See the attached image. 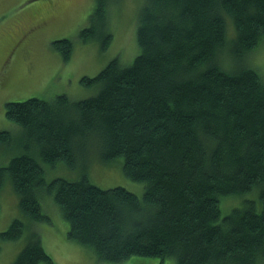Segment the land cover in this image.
Listing matches in <instances>:
<instances>
[{
	"label": "trees",
	"instance_id": "obj_1",
	"mask_svg": "<svg viewBox=\"0 0 264 264\" xmlns=\"http://www.w3.org/2000/svg\"><path fill=\"white\" fill-rule=\"evenodd\" d=\"M107 3L96 0L78 35L82 42L101 38V50L112 37ZM225 15L232 20L228 32ZM263 39L264 0H145L132 62L115 57L80 78L99 85L94 95L5 103V117L21 127L23 152L0 166V187L8 173L20 210L34 220H49L39 193L51 194L68 223L67 238L99 260H264V80L246 59ZM52 45L70 59V39ZM225 50L231 66L222 62ZM11 137L0 131V144ZM86 147H97L103 160L122 156L124 174L145 184L142 196L119 185L101 188L85 175L46 182L28 153L36 148L51 165L74 166ZM227 195L244 196L222 214ZM24 226L16 217L0 238L16 240ZM12 264L55 263L32 231Z\"/></svg>",
	"mask_w": 264,
	"mask_h": 264
},
{
	"label": "rangeland",
	"instance_id": "obj_2",
	"mask_svg": "<svg viewBox=\"0 0 264 264\" xmlns=\"http://www.w3.org/2000/svg\"><path fill=\"white\" fill-rule=\"evenodd\" d=\"M144 2L108 0L107 29L112 37L107 48L101 50V38L82 42L78 37L80 30L89 25V15L96 0H0V131H8L12 136L10 144H0V166L7 165L12 157L23 152L19 144L22 142L21 127L5 117V103L30 97L51 100L61 94L74 101L94 95L99 85L85 86L80 78L97 74L115 57L121 65L132 62L139 51L137 15ZM224 17L228 32L232 20L228 15ZM61 38H68L73 43L68 61H64L52 45L54 40ZM229 40L227 38L230 49ZM254 49L246 59L264 80V39ZM225 53L226 59L222 62L231 66L232 58L227 50ZM28 153L41 165L46 182L58 176L76 180L85 175L101 188L119 185L139 197L144 192L143 182L124 174L122 156L103 160L97 147H86L74 166L62 160L51 165L39 157L36 148H31ZM244 195L221 197V213L226 214L238 206L240 202L235 197ZM225 198L228 199L224 203ZM39 202L48 221L34 220L20 210L19 196L10 175H5L0 187V232L16 217L22 219L25 226L16 240L0 238V264L13 263L32 231L38 232L42 246L55 264H173L169 258L161 263L158 257L132 256L119 262L99 260L91 249L67 238L68 223L51 194L40 191ZM256 264H264V260Z\"/></svg>",
	"mask_w": 264,
	"mask_h": 264
}]
</instances>
